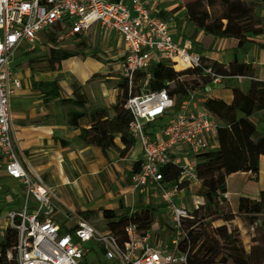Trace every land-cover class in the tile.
Masks as SVG:
<instances>
[{
	"label": "built area",
	"instance_id": "obj_1",
	"mask_svg": "<svg viewBox=\"0 0 264 264\" xmlns=\"http://www.w3.org/2000/svg\"><path fill=\"white\" fill-rule=\"evenodd\" d=\"M157 14L147 0H0L2 174L24 189L21 209L0 215V240L7 228L17 232L16 264H100L99 255L106 264H185L186 254L179 245L186 239L183 225L192 210L183 204V197L199 183V156L215 150L218 126L204 108H194L193 98L177 103L164 89L141 91L124 105L131 116L127 132L140 147L141 159L122 194L152 195L168 204L169 227L160 229L157 238L152 227L141 231L129 224L120 244L109 231L98 230L77 212H66L55 191L27 171L13 136L11 100L22 89L13 52L23 44L34 49L56 27L72 36L87 34L94 27L102 34L117 35L123 53L115 51L113 56L122 60V75L129 85L134 74L148 72L155 64H166L175 72L199 67L202 56L189 43H179L172 20ZM203 75L212 76L214 84L230 78L214 75L210 68ZM231 78L241 82L247 77ZM168 167L178 168L176 180L165 181Z\"/></svg>",
	"mask_w": 264,
	"mask_h": 264
},
{
	"label": "trees",
	"instance_id": "obj_2",
	"mask_svg": "<svg viewBox=\"0 0 264 264\" xmlns=\"http://www.w3.org/2000/svg\"><path fill=\"white\" fill-rule=\"evenodd\" d=\"M116 2L117 0H109ZM186 20L193 29L192 38L199 32L215 39H234L238 42L234 50L233 60L227 64H219L202 57L199 67L188 68L175 72L166 64H155L148 72L134 74L129 85L128 80L121 77L117 83L118 96L111 108L98 107L83 115V124L79 126L77 139L82 145L100 150L103 154L116 150L120 157L129 155L135 141L128 135L127 127L131 116L124 109L129 97L143 92L166 90L177 103L188 97L191 91L204 90L212 83V76L203 75L210 68L212 74L228 77H247L251 79L246 92L240 88L232 90L233 99L227 104L216 98L204 102V109L216 120L218 149L199 156L201 162L196 167L199 183L193 188V195L203 199V203L195 207L190 218L184 221L183 230L186 239L179 245V251L186 254L185 264H264V245L247 251L242 243L238 228L231 227L234 219L229 205L222 196L226 193V179L238 173H250L257 177L260 157L264 156V135L257 131L249 133L244 124L237 119V114L247 120L256 112L264 111V81L255 79V71L251 65L237 60L239 52H246L254 41L250 37L264 34V0H193L184 6ZM160 18L166 19L168 14L159 11ZM61 27L44 36L51 44L47 58V67L52 72L61 70L62 62L76 56V53L60 49L58 32ZM66 32V31H64ZM147 74L150 75L147 78ZM171 74L177 76L176 80ZM191 80H181V78ZM31 88L41 94L44 103L60 97V86L56 80H31ZM77 97V88H73ZM110 112L113 114L110 117ZM119 138L122 149L115 144ZM63 147L68 142L60 140ZM139 163L133 166L137 171ZM179 175L178 168L168 167L164 170L165 181H174ZM156 208L137 206L96 211H80L78 214L89 220L101 215L107 230L120 244L125 241L124 230L129 224H134L141 231H148L154 223ZM237 213L241 221L254 226L264 234V192L259 200L240 197L237 203ZM219 219L220 224L212 226V219ZM17 243V232L7 228L0 240V264H16L14 247ZM8 253L12 255L7 258Z\"/></svg>",
	"mask_w": 264,
	"mask_h": 264
},
{
	"label": "crops",
	"instance_id": "obj_3",
	"mask_svg": "<svg viewBox=\"0 0 264 264\" xmlns=\"http://www.w3.org/2000/svg\"><path fill=\"white\" fill-rule=\"evenodd\" d=\"M150 4L151 10L158 13V10L153 9V3H148L149 6ZM166 11L168 10L166 9ZM250 39L254 41V44L246 52H239L237 60L251 65L255 71V79L264 81V34L250 37ZM177 41L182 44L189 43L192 49L202 57L224 65L233 60V52L238 46V42L234 39H215L203 32H199L193 39L197 43L196 45L187 40L181 42L179 38ZM64 62H62L61 72ZM90 76L85 74L81 80L80 84L83 87L90 80ZM244 82H247L248 85L243 88ZM250 82V78H245L241 82L234 78H228L221 84L211 83L200 91V94L197 93L196 97H192V105L198 110H203L204 102L209 98L220 99L229 104L233 99L232 90L237 87L246 92ZM59 84L62 89H65V81L59 82ZM95 90L99 93L98 97L89 93L90 102H100L104 108L114 105V98L103 83L95 84ZM39 95L41 94L33 91L31 86L22 84V89L12 97L13 136L22 152V162L27 171L31 175L37 176L42 182L44 181L46 186L55 191L59 201L65 206V211L78 213L102 208L116 210L120 207L134 210L137 206H149V196L132 197L122 194V188L129 184V176L133 172L134 164L141 159L140 147L134 145L129 155L122 158L116 150H110L103 154L100 150L82 145L77 139L79 126L71 125L73 117H79L80 114L66 113L61 106V101L64 99L61 96L44 105L43 99ZM112 115L110 112V117ZM237 119L244 124L249 133L257 131L264 135V111L256 112L247 120H244L243 115L238 113ZM60 140L68 142V146L63 147ZM115 144L122 149L118 137L115 139ZM217 149L216 143L215 150ZM5 178L21 185L17 181ZM70 187L75 192L79 206L77 208L68 205L61 198ZM261 192H264V156L260 157L257 177L250 173H238L226 179V193L222 198L234 215L231 225L238 228L240 237L241 230L252 226L243 223L239 218L238 199L245 197L259 200ZM194 199L196 205L203 203L201 198L194 196ZM156 225L155 220L152 229ZM258 230V228L255 229L257 232ZM261 246L259 243L253 242L249 249Z\"/></svg>",
	"mask_w": 264,
	"mask_h": 264
},
{
	"label": "rangeland",
	"instance_id": "obj_4",
	"mask_svg": "<svg viewBox=\"0 0 264 264\" xmlns=\"http://www.w3.org/2000/svg\"><path fill=\"white\" fill-rule=\"evenodd\" d=\"M147 1L148 3H153V9L155 8L158 11H164L168 14L166 19L172 20L171 24L176 40L179 38V40L181 39V42L187 40L188 42L191 41L193 45L197 44L193 41V29L186 20V10L184 8L187 3L193 0ZM151 7L150 4L149 8ZM166 9L168 11H166ZM57 36V46L60 49L76 53L75 57L64 62L62 72H52L47 67V58L51 44L47 41L45 36L40 38L34 49H29L23 44L21 48L15 50L13 52V67L18 73V76L22 79L21 82L23 86L24 84L31 86L32 79L35 81L56 80L58 84L59 82L65 81V89L60 87V96L64 98L63 101H61V106L65 109L66 113H70L71 115L80 114L79 117H73L74 119L71 122L72 126L78 127L83 124L82 118L85 112L87 113L94 108L102 107L100 102L95 103L90 102L89 100V93L98 97L97 94L99 93L95 90V84L103 83L113 96L114 104L116 103L118 96L117 83L120 78L123 77V70L122 60L120 58H115L113 53L119 51V53L122 54L123 43L117 35L102 34L97 27L92 28L87 34L82 36H72L64 31L58 32ZM85 74L91 76L90 80L86 82V87L84 86V89L80 83ZM171 78L176 80L177 76L171 74ZM184 79L191 80V78H181V80ZM247 85L248 83L244 82L242 87L244 88ZM74 86L77 88L78 94L82 95L81 97H77L74 94ZM146 87L147 83L145 82L141 91H144ZM200 91L202 90L197 89L191 91L186 99L189 100L192 97H196V94H200ZM43 104L45 105L44 101ZM112 106H110V108ZM2 166L3 162L0 155V215L11 212L13 209L15 210V208H17V210L21 209L24 191L22 185L16 184L3 177ZM64 194L65 195L61 198L68 205H71L74 208L79 207L75 192L71 187L69 190H66ZM148 198V205L157 209L154 213V222L156 220L157 225L154 226L152 234L153 238H157V233L160 231V228L168 226V204L156 196H149ZM183 204L189 210H193L195 206H198L201 203L196 205L192 190L184 195ZM16 205L19 206L17 207ZM88 221L98 230L108 231L101 215L93 216ZM211 223L212 226H216L217 224H220V221L219 219L214 218L211 220ZM255 229L256 228L252 226L251 228L241 230V240L247 251L250 250L249 247H251L253 242L264 245V234L259 230L258 232L255 231ZM99 262L100 264L107 263L102 255H99Z\"/></svg>",
	"mask_w": 264,
	"mask_h": 264
}]
</instances>
